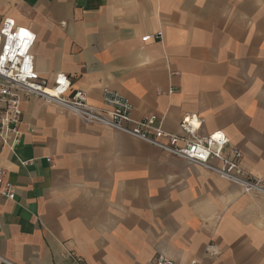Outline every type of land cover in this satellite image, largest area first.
I'll use <instances>...</instances> for the list:
<instances>
[{
    "label": "crops",
    "instance_id": "crops-1",
    "mask_svg": "<svg viewBox=\"0 0 264 264\" xmlns=\"http://www.w3.org/2000/svg\"><path fill=\"white\" fill-rule=\"evenodd\" d=\"M5 18L35 36L43 80L66 75L98 109L115 91L133 120L172 134L195 115L264 182V0H0ZM21 97L20 143L0 152L14 187L0 195V264H264V195Z\"/></svg>",
    "mask_w": 264,
    "mask_h": 264
},
{
    "label": "built area",
    "instance_id": "built-area-1",
    "mask_svg": "<svg viewBox=\"0 0 264 264\" xmlns=\"http://www.w3.org/2000/svg\"><path fill=\"white\" fill-rule=\"evenodd\" d=\"M21 30L29 35L21 36ZM161 34L146 35L143 42L160 39ZM35 36L28 28L17 26L13 19L5 18L0 25V152L13 150L21 139V95L38 98L55 104L74 115L83 125H96L116 131L164 153L182 159L216 174L221 179L238 186L243 194L264 195V182L245 171L241 166L242 154L229 147L226 135L221 131L199 134L202 121L195 115L184 117L179 123V134L165 132L155 115L141 120L131 118L129 101L115 91L104 90L102 102L105 109L92 106L83 91L72 89L70 79L58 74L51 83L43 80L35 71L32 47ZM172 93V92H171ZM6 170L0 165V195L14 199V187L5 180ZM205 254L217 258L219 246L210 241ZM72 257V253L68 255ZM154 264H174L164 255H157ZM188 264H199L192 259Z\"/></svg>",
    "mask_w": 264,
    "mask_h": 264
},
{
    "label": "snow or ice",
    "instance_id": "snow-or-ice-1",
    "mask_svg": "<svg viewBox=\"0 0 264 264\" xmlns=\"http://www.w3.org/2000/svg\"><path fill=\"white\" fill-rule=\"evenodd\" d=\"M29 34L25 32L24 30H21V36L22 37H27Z\"/></svg>",
    "mask_w": 264,
    "mask_h": 264
}]
</instances>
